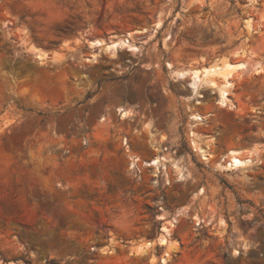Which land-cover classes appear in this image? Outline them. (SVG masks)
I'll list each match as a JSON object with an SVG mask.
<instances>
[{"label": "rangeland", "instance_id": "1", "mask_svg": "<svg viewBox=\"0 0 264 264\" xmlns=\"http://www.w3.org/2000/svg\"><path fill=\"white\" fill-rule=\"evenodd\" d=\"M0 264H264V0H0Z\"/></svg>", "mask_w": 264, "mask_h": 264}, {"label": "bare ground", "instance_id": "2", "mask_svg": "<svg viewBox=\"0 0 264 264\" xmlns=\"http://www.w3.org/2000/svg\"><path fill=\"white\" fill-rule=\"evenodd\" d=\"M96 42L98 44H101V42H98V41H96ZM122 45L123 46H127L129 48H136V47H134L133 43H130L129 39H127V38H125V39H117V40L111 41L108 44L107 48H109L111 50H115L116 48H118V47H120ZM243 66H244V63H231L230 62V63L226 64V67H228L227 69H229V70L222 71L223 75L225 76V81H224V83H222L217 88V89H219L218 103L220 105H225L226 104V101L228 100V96H229L230 90L232 89L231 87H233L232 86L233 85V81L231 80L230 77H233V72H235V70H237L239 68L241 69V67H243ZM223 67L224 66H221L220 67V66H215L214 65V66H210V67H205L202 70H203V73L204 74H207V73H210V72H213L214 73L215 71H221L223 69ZM199 73H200V70L193 69V70H190V71L189 70L178 71L177 72V75L180 78H184V77L188 76V74H189L190 75V84L189 85H191V87L193 88L194 92H196L197 91V89H196L197 84H198V82L201 79ZM123 112H124L123 113V116H125L127 114V111H123ZM192 118H194V119H201L202 116H200V113L199 112H195V113L192 114ZM203 155H205L204 151L202 153V156ZM228 155H229V159L225 163V167L226 168H229V169L244 168V167L249 166L251 164V162H252V160L249 157H244L243 155H240L239 154V151L238 150H235V149H230ZM135 160H137V159L136 158H133V162L131 161L132 162L131 164H133ZM146 163H148L150 165L157 166L158 163H159V159H158V157H155V158L149 160V162H146ZM179 173H180V176H181L182 175L181 174L182 172H179ZM173 220H175V218H173ZM170 223L172 225V222H170ZM164 229H166L167 231L169 230L168 227H166Z\"/></svg>", "mask_w": 264, "mask_h": 264}]
</instances>
